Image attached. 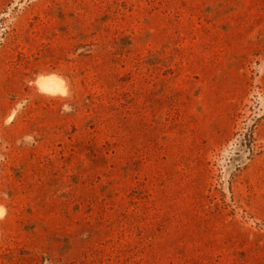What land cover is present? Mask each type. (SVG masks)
Returning <instances> with one entry per match:
<instances>
[{
	"label": "rangeland",
	"instance_id": "obj_1",
	"mask_svg": "<svg viewBox=\"0 0 264 264\" xmlns=\"http://www.w3.org/2000/svg\"><path fill=\"white\" fill-rule=\"evenodd\" d=\"M0 264H264V0H0Z\"/></svg>",
	"mask_w": 264,
	"mask_h": 264
},
{
	"label": "bare ground",
	"instance_id": "obj_2",
	"mask_svg": "<svg viewBox=\"0 0 264 264\" xmlns=\"http://www.w3.org/2000/svg\"><path fill=\"white\" fill-rule=\"evenodd\" d=\"M39 85L44 91L51 92V93L65 90L63 82L60 79L55 78V77L42 78L39 81Z\"/></svg>",
	"mask_w": 264,
	"mask_h": 264
}]
</instances>
